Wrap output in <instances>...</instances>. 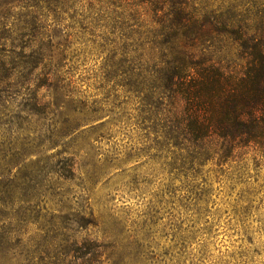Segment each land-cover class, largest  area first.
<instances>
[{
	"label": "rangeland",
	"instance_id": "374dc122",
	"mask_svg": "<svg viewBox=\"0 0 264 264\" xmlns=\"http://www.w3.org/2000/svg\"><path fill=\"white\" fill-rule=\"evenodd\" d=\"M26 8L35 40L0 95V264H264V141L203 161L155 144L94 14Z\"/></svg>",
	"mask_w": 264,
	"mask_h": 264
},
{
	"label": "trees",
	"instance_id": "16d2710c",
	"mask_svg": "<svg viewBox=\"0 0 264 264\" xmlns=\"http://www.w3.org/2000/svg\"><path fill=\"white\" fill-rule=\"evenodd\" d=\"M76 1L104 31L113 79L155 144L203 161L263 143L264 0H49V9ZM26 6L0 0V95L35 40ZM87 241L85 253L100 254Z\"/></svg>",
	"mask_w": 264,
	"mask_h": 264
}]
</instances>
